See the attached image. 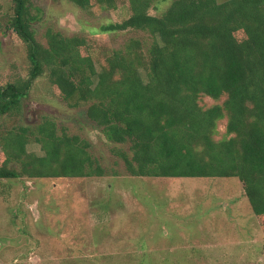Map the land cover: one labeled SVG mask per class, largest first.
Wrapping results in <instances>:
<instances>
[{
	"label": "trees",
	"instance_id": "obj_1",
	"mask_svg": "<svg viewBox=\"0 0 264 264\" xmlns=\"http://www.w3.org/2000/svg\"><path fill=\"white\" fill-rule=\"evenodd\" d=\"M8 28L27 43L28 74L0 85V117L16 112L34 80L47 74L61 98L111 142L132 176L236 177L264 221V0H127L130 14L102 31L142 30L96 69L86 41L48 29L35 40L30 0H12ZM80 7L116 0H72ZM167 2L160 15L150 10ZM202 95L222 103L202 106ZM226 119L228 137L214 140ZM33 140L43 151L28 152ZM78 135L59 133L44 117L0 134V179L101 176ZM15 162L18 166H10Z\"/></svg>",
	"mask_w": 264,
	"mask_h": 264
},
{
	"label": "rangeland",
	"instance_id": "obj_2",
	"mask_svg": "<svg viewBox=\"0 0 264 264\" xmlns=\"http://www.w3.org/2000/svg\"><path fill=\"white\" fill-rule=\"evenodd\" d=\"M222 2L225 0H217ZM35 40L48 29L85 39L97 70L131 39L146 46L142 30L102 31L130 14L127 0L114 8L72 0H30ZM150 10L160 15L167 2ZM12 0H0V85L28 74L27 43L12 29ZM202 95L200 104L222 103ZM71 107L47 74L37 77L18 111L0 117V134L48 117L58 132L78 135L101 167V176L0 179V264H264V221L257 218L236 177L132 176L117 155L128 144L109 141L86 115ZM226 119L214 140L228 137ZM28 152L41 155L32 139ZM1 157V153H0ZM10 166H18L15 162Z\"/></svg>",
	"mask_w": 264,
	"mask_h": 264
}]
</instances>
